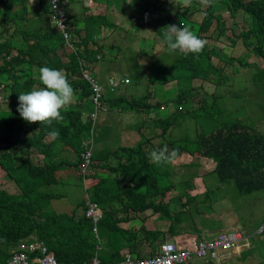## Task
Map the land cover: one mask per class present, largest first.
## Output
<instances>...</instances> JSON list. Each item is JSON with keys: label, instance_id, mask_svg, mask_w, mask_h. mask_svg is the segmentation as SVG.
Segmentation results:
<instances>
[{"label": "trees", "instance_id": "1", "mask_svg": "<svg viewBox=\"0 0 264 264\" xmlns=\"http://www.w3.org/2000/svg\"><path fill=\"white\" fill-rule=\"evenodd\" d=\"M91 1L99 5L98 0ZM67 2L68 0H64L65 4ZM198 2L193 1L194 4ZM0 3L3 5L22 3L23 8L17 24L10 21L0 24V40L5 39V42L7 38L12 40V44L0 43L2 58L0 66L7 71L5 80L12 79L11 83L8 81L2 83L6 89L4 98L9 115L0 125V143L4 142V145L0 144V264H6L8 259L3 246H8L12 241L29 234H35L42 239L57 260L66 264H88L96 252L102 264L121 261L124 255L117 245L111 250H105L102 246L101 250H97L99 241L94 237L91 222L85 216L76 217L73 213L58 214L48 208L52 198L61 197V195H55L56 192L52 186L57 183V179L62 181V177L70 174L69 171L67 173L64 171V164L76 166L81 163V153L87 148L93 149L92 157L98 155L100 158L101 154L108 152L107 139L115 135H110L115 130L110 126H103L104 120L107 119L105 111L99 123V133L104 135V141H99L97 134L95 142H91L89 138L92 122L91 120L86 123L81 121L83 105L76 100L66 109L61 110L64 119L53 122L51 128L36 123L30 124L23 120L17 111L19 94L43 87L39 77L35 79L32 76L29 70L31 66L39 70L45 66L53 69L63 66L75 94L79 90L78 97H84L87 99L85 103L93 104L89 99L91 89L88 83L82 79H73L72 76L79 73L87 64L86 60L95 61L98 54L102 53L103 45L97 44L96 38L102 36V26L113 31L118 30L115 17L113 13H108V17L105 14L91 13L82 14L83 17L80 15L77 18L69 15L68 23L72 24L69 33L75 39L74 46L78 52L75 53L73 49L66 48L65 52L68 53L69 61L63 64L64 61L58 58H50L57 48H64L65 40L62 32L52 24L54 11L49 0H0ZM32 4H36L37 7L33 8ZM108 6L106 5L105 10L109 9ZM209 7L210 11L205 10L206 16L202 18L196 35L201 39L225 35L231 45L240 40L245 46L257 52L264 62V0H212ZM157 8H161V5L155 6V9ZM211 9L213 11L227 9L231 15L241 10L243 15L250 18L247 29L241 31L235 26L228 29L227 23H223L222 16L214 14ZM189 11L188 7L183 8L184 15H188ZM14 12L15 10H11L9 14ZM7 15L8 12L4 14L2 21L7 19ZM107 18L112 23L108 22ZM162 19L159 17L157 22L147 20L145 23L137 20L136 23V35L151 40L153 50L158 46L167 49L164 28L172 24L182 25V18L177 21L170 11L165 12L166 26L160 23ZM214 22L215 28L212 29ZM16 35L25 40V45L17 52L13 44ZM140 52L148 56L143 48H140ZM211 53L220 61L230 62L233 59L226 57V54L224 55L218 47L211 50L205 47L199 55L183 54L179 51L172 55L170 53L168 60L170 66L169 64L160 66L165 74L161 83L172 80L176 82L174 88L177 93L169 99V106L174 107L175 104L180 103L186 105L175 107L172 114L177 119L182 116L189 117L194 125L197 122L202 128L207 125L197 134L195 131H193L194 134H190V142L186 146L182 145L183 150L179 149L183 151V155L173 163L180 162L178 166L186 167L187 155L192 157L196 153L206 159H212L215 163L213 172L217 179L222 183L233 182L238 194L248 195L264 191V134L247 122L244 123L240 117L228 119L230 111H226L218 101L226 94L235 93V87H232L231 83L234 80L237 81L241 75H236V67L230 68V72L223 75L225 63L222 66L214 65ZM155 56L156 59H148V61H156L167 54L164 51H157L152 55V57ZM92 70L95 78L101 82L103 72L99 73L97 67ZM258 70L261 71L256 72V70L252 74V79L264 80V65ZM155 75H152L151 80L155 78ZM195 80L200 81L201 87L203 82H212L214 91L206 98L200 95L193 96L190 91L195 87ZM259 92L260 89L257 90L258 94ZM239 98L241 99V96H238L237 100ZM147 99L146 95L145 97H102V102L109 103L110 112H116L119 120H123L126 115H143L141 119L134 122L139 135L144 128H154L150 116L156 112L159 115L160 111V102L150 104ZM240 105L241 103L238 104L239 108ZM148 117L150 118L147 119ZM168 119L171 123L175 120L171 114L165 118V120ZM160 123L161 120L158 126L161 125ZM53 129L59 131L58 139L48 135V132ZM164 130H166L165 127ZM16 131L19 133L17 134ZM122 132L131 140L135 138L134 133L125 130ZM145 135H154L153 130L144 132L143 138L141 140L138 138L136 145L123 148L125 158L121 159L115 169H111L112 172H120L121 177H114L116 182L110 191L100 186L103 178L95 170L91 171L92 174L86 180L92 199L102 207L104 212L100 222L101 230L114 237L117 233L120 237L127 238V243L130 242L129 237L133 234L124 226L118 227V224L121 222L120 224L124 225L122 223L130 219L132 212L143 213L145 216L147 213H158L159 217L168 218L169 212L174 208L173 200L169 199V191L174 185L173 163L156 166L149 158L150 152L145 150V146L150 145ZM32 147L41 155L36 165L29 159ZM157 148L163 147L158 145ZM69 157L73 161H70ZM75 173L71 171L74 176ZM162 177L166 179L164 186L160 184ZM119 202L121 207L117 212L114 206ZM140 232L148 238H153L152 247L158 249L156 240L161 231L147 224L146 227L142 225L137 229L136 237ZM262 241H259V244H262ZM258 264H264V262Z\"/></svg>", "mask_w": 264, "mask_h": 264}, {"label": "rangeland", "instance_id": "2", "mask_svg": "<svg viewBox=\"0 0 264 264\" xmlns=\"http://www.w3.org/2000/svg\"><path fill=\"white\" fill-rule=\"evenodd\" d=\"M113 1L115 0H112V3ZM193 1L194 0H192L191 5L188 6L190 9L188 15L183 14L184 7L183 5L176 3V0H118L117 2L113 3L112 11L114 10L113 15L115 17V23L120 26H117V31H113L111 29L103 30L104 38H101L98 41V44L103 45L101 50L105 55L98 64L100 68H109L113 71L115 70L113 74L116 76V78H119V73L121 75H127L131 79V86L136 85L135 76L139 72H148L147 75L149 77L155 75L154 73H160L162 71V67L160 66H166L170 63L168 61L170 53L165 47L155 46L156 48L153 50L151 49V40L138 37L136 35L137 20L143 23H145L147 20H153L154 22H157V19L160 17L163 18L160 23L166 26L165 12L170 11L172 16L175 15L177 21L182 18V25L188 26L196 34L202 18L206 16L205 10L210 11V7L209 4H204L202 0H197L199 1L198 4H194ZM128 2L132 3L129 4ZM58 4L62 7L63 13L65 15H76L77 13L83 17L82 14L85 13L87 15L92 12L103 13L105 11V4L95 7V4H93L91 0H69L68 4H65L64 0H58ZM159 4L161 5V8L155 9V6H160ZM92 5L93 9L91 10ZM32 7L36 8L37 6L36 4H32ZM11 10H15V12L10 15L9 11ZM7 12V19L2 21V16L4 17V14ZM22 12V3H17L14 5H3L0 3V24H4L7 21L17 24V22L20 21L19 17ZM211 12H214V14L220 13L224 19L223 23H227L228 29L235 26L237 29L243 31V29H247L248 27L246 22L249 20V18L243 15L241 10L235 15H231L230 11L227 9H222L220 11H213V9H211ZM107 21L112 23L109 18H107ZM105 28L107 29L108 27ZM211 28H215V22ZM156 35L158 36V34ZM204 40L207 41V49L211 50L214 47H218L223 51V54H226H224L226 57L234 59H231L230 62L220 61L217 57L213 56V53H211L213 56L212 61L214 65L222 66L225 63L223 75H227L230 72V68L234 69L235 67L237 68L236 75H241L237 81L234 80L231 83V86L235 87V93L226 94L225 96L220 97V100L218 101L226 111H230L231 114L228 116V119L230 120L231 118L234 119L235 117H240V120H242L244 123L247 122L249 125L254 126L264 134V80L260 79L257 81L252 79V74L256 70V72H260L261 70L258 69L264 65L262 57L250 47L245 46V44L240 40L234 45L229 44L228 38L225 35L222 37H217L215 35ZM2 42H5V39L0 40V43ZM6 42L12 44V40H9L8 38ZM13 44L16 46L15 51L17 52L19 48L25 45V40L19 35H16L14 37ZM117 45H119L121 48H118ZM133 46L138 47L139 51ZM140 48H143L148 56H145V54L141 53ZM157 51H164L167 56H161L156 61H148V59H156V56L152 57V55ZM141 59H146L145 62L143 61L145 64L142 67L141 64L138 63L141 61ZM0 60H2L1 57ZM2 67L3 66H0V110H6L0 112V125L9 115L7 109L8 107L4 98L6 89L2 84L3 82L7 83L8 81L5 80L7 71L2 69ZM35 71L36 68L33 69V72ZM149 71L152 73L150 74ZM36 74L37 72L33 74V77H35ZM105 75L106 74L103 73V76ZM154 77L157 79L156 76ZM11 82L12 79L8 81V83ZM175 85L176 82L172 80L157 85H151L148 86V88L142 87L137 91H132L129 89L124 92L119 91L112 94H106L109 97H114L120 93H124L126 95H131L133 93L140 94L146 93L148 89L150 90L152 87V91L150 93H154V95L148 99L149 102L152 104L156 103L157 101L167 103L160 106L159 115L158 112H156L150 116L153 124L157 122L158 116L161 119V124H167L169 132L165 138L160 134L161 130L158 126H156L154 129L144 128L142 130L143 134L148 130H153L154 133V135H145L148 137L150 142L149 146H145V150L148 152L160 149L157 148L158 145L164 147L165 145L167 146V143H169L168 148L171 151L176 147L181 146V144L186 146L190 142L191 135L186 133L187 124L185 126L184 122H180V125L173 126L170 124L169 119L165 120V118L168 117V114L173 113L175 107L186 106L183 103L175 104L174 107L169 106V99L175 96L177 93L176 89L174 88ZM201 85L202 87L200 86L199 80H195V87L191 89L190 93L193 96L200 95L206 98L210 95L209 93L214 91V85L210 81L203 82ZM259 89L260 92L258 94L257 90ZM193 90L196 91L194 92ZM238 96H241V99L239 98V100H237ZM84 101L85 99L82 98L81 103L83 104ZM240 103L241 105L239 108L238 104ZM104 106L99 104L97 107L90 103L82 106L84 119H87L89 115L91 116L90 113L93 111L97 112V123L95 118L94 129L92 130L95 133L99 132V123L104 111L105 117L107 119L104 120L103 126H110L115 130L112 131L110 135L119 132L122 129H118L120 125L122 127H127L128 125L143 117V115L131 114L124 116L123 120H119L116 117V112H110L108 102H106ZM237 108H239L238 111H236ZM115 110L117 111V109ZM186 122L190 126L194 125L189 117L186 118ZM196 131L199 132L200 127H197ZM16 133L18 134L19 132L16 131ZM97 134L102 141L104 135H100L99 133ZM97 134L94 135L97 136ZM115 136L116 139L119 136L118 133L115 134ZM112 140V137L111 139L109 137L107 139L108 142ZM3 143L0 144L4 145ZM36 151L37 150L32 147L31 152L33 154L29 156L30 161L35 165L41 158V155L40 157H37L35 154ZM176 151V160H178L183 154L180 150ZM100 161L103 164H107L105 156L101 157ZM185 162H188L186 167L178 166L180 162L173 163L174 174H172V176L174 185L169 193V199L173 200L174 205L173 210L169 212V214L172 216L169 218L155 220L154 216L150 215L147 216V219L143 221L144 227L146 226L145 222L155 221V229L161 231L163 234L159 236V240H163L165 238L164 235L169 233H172L173 236L175 234L186 236L187 233H176V215L182 223V227L180 228L181 231H186L189 234L194 235L196 238H201L202 240H209L219 232L232 229H243L247 234H252V232L264 222V191H260L258 193L255 192L248 195L238 194L233 182H220L217 179L216 174L212 172L214 168L212 162L199 157V155L196 153L192 157L187 155V161ZM175 166H177L176 169ZM63 167H69V169L73 168L72 165L68 164H64ZM66 170L67 169L64 171L67 173L68 171ZM87 170L89 171L90 168L88 167ZM94 170L97 172L103 171V169L99 168L98 166ZM108 182L111 185H114L112 181L109 180ZM160 184L163 186L166 184L165 177L161 178ZM52 188L56 192L55 195H61V197L54 198L53 202H51V204L48 206L49 209H53L56 212L67 213L77 206L82 205L84 199V189L82 187L81 178L76 177L71 173L66 174L64 178L62 177V181H58L57 179V183L53 185ZM177 210L178 212H176ZM171 222L172 227L170 228ZM121 226H124L130 231L131 234H133L129 243H127V238H122L117 233H115V237L109 236L100 228V234L104 236V243L108 247L113 248L117 245L120 247V251L125 253L129 252V249H135L136 244H142L140 245V248H144V246H146V251L141 252L142 255L140 258L149 257L151 255L150 252L155 254L156 249H154L150 244L152 243L153 238H144L145 235L142 234V232H140V235H142L143 238L138 236L136 237V231L141 226V224H139L136 219L129 220L124 225L119 223L118 227ZM169 228L170 230L168 231ZM132 232H134L135 235ZM262 236L264 237V233ZM135 238H137L136 242L134 241ZM132 239L133 241H131ZM257 241H262L259 236H251L250 243L252 247L249 250H243L242 254L237 256H228L222 258L220 259V264H226L228 262V264H257L261 259L260 257L254 253L246 256V254L249 252H261L264 254V240L262 241V244H259ZM132 253L136 254L134 252ZM133 256L138 257L137 254Z\"/></svg>", "mask_w": 264, "mask_h": 264}, {"label": "clouds", "instance_id": "3", "mask_svg": "<svg viewBox=\"0 0 264 264\" xmlns=\"http://www.w3.org/2000/svg\"><path fill=\"white\" fill-rule=\"evenodd\" d=\"M117 1L118 0H115V1H113V3L117 2ZM98 2H100L99 5L105 4L104 9H105L106 5L108 6V4H110V6H108L109 9L105 10L103 13L92 12L91 14H105V15H107L108 13H114V10L112 11V7H113L112 0H98ZM202 2L207 5V4H211L212 0H202ZM49 3H50L51 8L54 11V16L52 18V24L55 25L62 32L63 38L65 40L64 48H57L55 50V52H53V54L51 55L50 58H53V59L58 58V59L64 61L63 64H67L69 61V58L67 55L68 53L65 52V49L69 48V49H73L75 51V53L78 52L77 48L74 46L75 39H73L69 33V31L71 30L72 24L68 23V20H69L68 16L70 15L71 17L77 18L80 15H78L77 13H76V15H72V14L65 15L63 13L62 7L58 4V0H49ZM128 3L131 4L132 2H128ZM176 3L181 4L184 7H188L191 5L192 0H176ZM67 4H68V2H67ZM99 5H97L95 3V7L99 6ZM215 14H220V13H215ZM2 18H3V16H2ZM249 20H250V18H249ZM117 26H120V25L117 24ZM164 29H165L164 39L166 40L167 51L169 53H176L177 51H179L180 53H183V54L199 55L200 53H202L203 49L207 45V41L199 38L188 26H185V25L177 26L175 24H172V25H168ZM103 30H109V29L108 28L106 29L104 26L101 27L102 36L100 38H96L97 44L101 38H104L103 37ZM117 47L121 48L120 46H117ZM133 47H135V46H133ZM135 48L138 49V47H135ZM138 51H139V49H138ZM104 56H105L104 52L102 51V53L98 54L95 61L89 62V60H86L87 64H85L84 67L81 68L79 73L72 76L73 79H82L83 81H86L88 83L89 88L91 89V96L89 97V99L91 100L93 105H95L97 107L99 104H102L104 106L105 103L103 104L102 97H109L106 95L107 93L112 94V93H116L119 91L124 92V91L129 90V89H131L132 91H137L142 87L148 88V86L160 84L161 81H163L165 78V74L163 73V69L160 73H156L155 76L157 77V79L154 78L153 80H151V77H149L147 75L148 72L143 71V72H139L136 74V76H135L136 85L131 86L130 85L131 79L127 75H121L119 73L118 74L119 78H116V76H114V74H113V72L115 70L113 71L112 69H109V68H100V66L98 64L101 62V60L104 58ZM7 59H9V57H7ZM145 60L146 59H141V61L138 62L141 64V67L145 64L144 63ZM1 62H2V60H0V63ZM95 67H97V70L99 69V73L103 72L106 74L105 76H103L101 82H99L95 78V73L92 70V68H95ZM34 68H36V67L31 66V68L29 70L31 71L32 76L34 73L37 72V74L34 78L37 79L39 77L40 83L43 85V87H40L38 89H33L31 91L19 94L17 111L19 112V114L23 118V120H25L26 122H28L30 124L36 123V124L51 128L53 125V122H60L64 119V116L61 114V110L66 109L75 100L78 103L80 101V103H79L80 105H86L88 103V102L85 103L87 100L86 98L78 97L77 93L79 92V90L75 94V90H74L73 86L68 82V79L65 75V69L63 68V66H60V68H57V69H53V68L45 66V67L40 68V70L39 69L37 70V68H36V71L33 72ZM109 71H111V72H109ZM38 73H39V75H38ZM151 91H152V87L150 88V90L148 89V91L146 93H140V94L133 93L131 95H129V94L126 95L124 93H122V94L120 93L118 95H115L113 98L124 97V96H127V97H133V96L145 97V95H146L147 98L149 99L152 95H154V93L153 94L150 93ZM82 98L85 99L83 104L81 103ZM148 99H147V101L149 102ZM157 102H160V101H157ZM160 103H161L160 106H162L163 104H167V103H163V102H160ZM150 104H152V103H150ZM81 108H82V106H81ZM96 113L97 112L93 111L92 113H90L91 116L89 115L87 119L83 118V112L81 114V121L83 123H86L89 120H91V122H92V127H91V131H90V136H89L91 142H95V139H97V136H95L94 134L99 133V132L95 133L94 131H92L94 129V119L96 118V121H97V114ZM170 114L175 119L172 123L169 121L170 124L174 126V125H180L181 124L180 122H184L185 126L187 124V127H186V133L187 134H194L193 131H195V133L197 134L198 133V131H196L197 127H200V131H201V130H204L205 127L207 126V125H205L202 128L197 122L195 123V125L190 126L186 122L185 116H182V117L177 119L172 113H170ZM132 115H134V114H132ZM183 118H185V119H183ZM159 120H161V119L158 116L157 122L153 124L154 128H156V126H158ZM133 126L136 127V125L134 123H132L125 128L128 131L135 130V136H139V139L141 140L143 137V131L141 132V134L137 135V130L134 129ZM158 127L161 130L160 134L162 135V137L165 138V136L169 132L167 124L166 123L164 125L161 124ZM164 127L166 128V130H164ZM48 135L50 137H52L53 139H58L60 133L58 130L53 129V130L48 132ZM115 137H116L115 135L112 137V139H113L112 141L116 140ZM109 142H110L109 146H108L109 150H108V152H105L103 154V156H105V158H106L107 164H103L100 161L101 157L98 158V155H96V157H92V150L93 149L87 148V150H85L81 153V160H82L81 163H79L76 166L73 165V168H71V169H69V167L64 168V170L67 169L66 171H69L70 173H71V171H75L76 172L75 176L81 178L82 187L84 189V199H83L82 205L77 206L76 208H74L73 210H71L67 213H61V212L55 211L58 214H71V213H73L76 217L85 216L91 222V225H92L91 231H92L94 237L97 238L99 241V245L96 246L97 250H99L101 248V246L105 250H111L112 247L110 248V247L106 246V244L104 243V239L102 238L104 236H102V234H100V222L103 219L104 212H103L102 207L96 201H94L92 199L91 192L88 190V188H87L88 186L86 185V180H88L89 175L92 174L91 171H93L97 166L99 167V165H101V166L103 165L104 166L103 168H105L107 170L106 176L103 174V172H97L96 171L97 173H100L101 174L100 176L103 178V180L100 181L101 187L105 188L103 186V182H104L105 178H108L109 176H111V178H109L107 180V183L110 187H112V185L108 181L110 180L113 182V184H115L116 179H114V177H116V178L121 177L120 172H112V170L115 169L116 166L118 165V163H117L118 158L120 160L125 158L123 156V148L124 147H118V145L113 144L111 141H109ZM136 143H138L137 139L135 142L129 143V147L136 145ZM182 145H184V144H181V146H178L175 149L170 151L168 148L169 143H167V146L165 145L163 148L153 150L152 152H150L149 158L156 166H163L165 164H171L177 158V151L176 150H179V149L183 150ZM181 153H183V151H181ZM31 154H33V153H31ZM35 154L37 155V157L40 155L37 153V151ZM204 159L210 160L215 167V163L212 159H206V158H204ZM70 161H73V160L70 158ZM88 167L90 168L89 171L87 170ZM212 172H213V170H212ZM114 173H115V175H114ZM79 174H82V175H79ZM172 182H173V179H172ZM98 185H99V183H98ZM108 190L110 191V189H108ZM53 199L54 198L51 199L50 204H51V202H53ZM90 208L98 210L101 214V219L99 220V222L96 225L97 226V236L93 232L94 223L91 221L90 218H88L86 216V212ZM155 214H157L158 218H160V219L163 218V216L159 217L158 213H155ZM171 216L172 215H170V217ZM129 217H130V219L128 218L127 221L136 219L137 222H138V220H140L139 224H141V221L145 220V215L143 213H138V212H132ZM263 224H264V222L259 227H257L255 229V231L252 232V234H247L243 229H232V230H226V231L219 232L217 235L210 238L209 240H202L200 238H196L195 236L192 237L191 234H189V233H187L186 236L181 237L178 240H174V239H171L169 237L167 238L168 235H172V233H169V234L164 235L165 238L163 240H159V238L156 240V245H157L158 249H156L155 254L150 252L151 255L147 258H151V257H154L158 254H161L162 253V246L167 244V243H170L172 245H176V244L188 243L189 240L210 241V240L216 238L217 236H219L220 234H229V233H234V232L242 233L243 237L233 246V248L230 250H227V251H223L220 254L219 258L216 260H211V261L205 262V261L200 260V259H193V260L188 261V262L179 263V264H220V259H222V258H225L228 256H237V255L242 254L243 250H246V249L249 250L252 247L251 243H250V237L251 236H259V238L262 240L263 239L262 235L264 233V229L261 230L260 228L262 227ZM142 225H143V223L141 224V226ZM171 227H172V222L170 224V228ZM170 228L168 229V231L170 230ZM99 235H100V237H99ZM144 238L148 239V236L145 235ZM158 241H160V242L158 243ZM41 244H43L45 246L46 254H52L58 263L66 264L65 262L58 261L57 258L55 257V254L51 250L48 249V246L45 244V242L42 239H40L39 237H37L35 234H29L25 237L19 238L18 240L12 241L8 246H3L4 250L8 254V259H7L6 264H12L13 262H17V261H29L31 264H37L35 262V259L38 258V256L41 254V248H40ZM150 244L152 245V243H150ZM121 253L124 255V259H125L127 254L132 255L130 252H125V253L121 252ZM93 257H97L100 260V258L98 256V252H96V254ZM123 260H121V261H123ZM118 262H120V261H118ZM118 262H115V263H118ZM115 263H113V264H115Z\"/></svg>", "mask_w": 264, "mask_h": 264}, {"label": "built area", "instance_id": "4", "mask_svg": "<svg viewBox=\"0 0 264 264\" xmlns=\"http://www.w3.org/2000/svg\"><path fill=\"white\" fill-rule=\"evenodd\" d=\"M86 216L94 223L93 232L97 236V223L101 219L98 210L90 208ZM264 229V224L260 228ZM243 237L242 233L234 232L229 234H220L210 241L189 240L188 243L172 245L167 243L162 246V253L151 258H139L127 254L123 261L115 264H179L200 259L205 262L216 260L223 251L233 248V246ZM41 254L35 259L37 264H64L58 263L52 254H46V248L43 244L40 246ZM12 264H31L29 261H17ZM88 264H102L97 257H93Z\"/></svg>", "mask_w": 264, "mask_h": 264}, {"label": "crops", "instance_id": "5", "mask_svg": "<svg viewBox=\"0 0 264 264\" xmlns=\"http://www.w3.org/2000/svg\"><path fill=\"white\" fill-rule=\"evenodd\" d=\"M120 128H122L119 132H116V133H114V134H117L118 133V137L116 138V140L115 141H111L113 144H116V145H118V147H129V143H133V142H135L136 141V139L138 140V138H139V136H135V138L136 139H134V138H132V140L130 139V138H128V137H125L124 136V133L122 132V131H126V132H130V133H134L135 134V130H133V131H128L125 127H122L121 125H120V127L118 128V129H120ZM133 128L134 129H136V127L135 126H133ZM117 131V130H116ZM122 132V133H121ZM100 135H101V133H99ZM99 137V136H98ZM98 140L99 141H101V139H100V137L98 138ZM102 141H104V138L102 139ZM108 143H110V142H108ZM137 144V143H136ZM108 146H109V144H108ZM104 154V153H103ZM103 154H101V156L100 157H102L103 156ZM199 157H201V156H199ZM201 158H203V157H201ZM119 162H121V160L118 158V160H117V163H119ZM104 166L102 165H99V168H101V169H103V174L106 176L107 175V170L105 169V168H103ZM114 175H115V173H114ZM109 178H111V176H109L108 178H105L104 179V182H103V186L108 190V189H111V188H113V185H112V187H110L109 185H108V183H107V180L109 179ZM234 184V183H233ZM234 186H235V184H234ZM235 188H236V186H235ZM169 193H170V191H169ZM253 193H255V192H253ZM115 209L117 210V212L119 211V209H120V202L119 203H117L115 206ZM180 210V209H179ZM176 212H178V210L176 211ZM120 214H122V212H120ZM150 215H153L154 216V219L156 220H160V218H158L157 217V214H155V213H153V214H150V213H147L146 214V216H145V220L147 219L146 217L147 216H150ZM175 218H176V220H175V223H176V233H188V232H186V231H181L180 230V228L182 227V223H181V221L177 218V215L175 216ZM163 221V220H162ZM128 222V221H127ZM127 222H124V224L125 223H127ZM156 222H158V221H156ZM121 223V222H120ZM154 223H155V221H152V222H150V221H147V222H145V225L147 226V224H149L150 226H152L153 228H155L156 227V225H154ZM179 229V230H178ZM192 237H194V235H191ZM138 237H140V238H143V236L142 235H140V234H138ZM171 238V239H174V240H178V239H180L181 237H184L183 235L181 236L180 234H175L174 236H172V235H168L167 236V238ZM130 239L132 238V236H130L129 237ZM148 239H150V237L148 238ZM201 239V238H200ZM131 241H133V239L131 240ZM134 241L136 242L137 241V238H135L134 239ZM258 243H259V241H258ZM140 245H142V244H140ZM140 245L139 244H136V248L135 249H129V252L132 254V255H136L137 254V256L138 257H140L142 254H141V252H143V251H146L145 249H146V246H144V248H140ZM107 246V245H106ZM139 249V250H138ZM132 252H134V253H136V254H133ZM139 252V253H138ZM252 253H254L255 255H257L258 257H260L261 259H260V261L258 262V263H260V262H264V254H262L261 252H249V253H247V255H250V254H252ZM139 254V255H138ZM246 255V256H247ZM229 263V262H228ZM228 263H226V264H228ZM257 263V264H258Z\"/></svg>", "mask_w": 264, "mask_h": 264}, {"label": "water", "instance_id": "6", "mask_svg": "<svg viewBox=\"0 0 264 264\" xmlns=\"http://www.w3.org/2000/svg\"><path fill=\"white\" fill-rule=\"evenodd\" d=\"M160 241H158V243H159Z\"/></svg>", "mask_w": 264, "mask_h": 264}]
</instances>
